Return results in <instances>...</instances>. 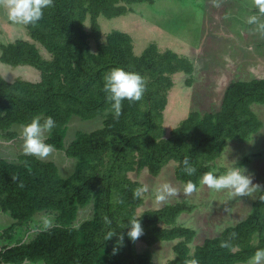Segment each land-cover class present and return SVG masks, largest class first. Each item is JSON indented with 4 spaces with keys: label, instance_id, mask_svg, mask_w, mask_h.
<instances>
[{
    "label": "trees",
    "instance_id": "1",
    "mask_svg": "<svg viewBox=\"0 0 264 264\" xmlns=\"http://www.w3.org/2000/svg\"><path fill=\"white\" fill-rule=\"evenodd\" d=\"M156 0H53L36 25H27L28 38L0 43L1 62L13 67L29 65L41 72L40 81L17 78L6 80L0 74V133L17 138L15 126L48 116L56 127L45 143L65 150L75 158L68 177L59 173L53 161L23 154L20 162L0 158V207L15 222L4 235L13 238L15 227L29 222L41 211H55L56 224L39 231L27 242L12 246L0 244V262L22 264L28 260L45 264H156L151 249L139 251L138 241L152 246L178 240L175 256L165 264H239L250 261L257 249H264V190L251 204L243 220L226 226L220 235L190 243L196 230L178 222L192 206L187 201L166 203L159 208L138 209L144 197L139 175L158 176L175 161V176L180 182L192 181L209 171L222 156L228 140L245 141L258 133L264 121L253 109L264 105V78L238 79L226 87L220 108L204 112L192 109L177 126L166 131L164 111L178 73L191 75L195 67L187 57L171 49L162 50L149 43L139 54L134 51L131 34L120 29L105 38L100 17L113 19L134 11V4H154ZM95 42V50L92 47ZM41 47L49 54L44 57ZM114 67L140 73L145 80L141 100L122 101L115 118L103 91V76ZM84 120L103 118V125L90 132H77L66 147L68 123L73 116ZM188 157L196 171H183ZM119 201V202H117ZM93 203V216L75 226L80 208ZM112 220L106 226L104 217ZM139 217L143 233L132 241L127 236L129 218ZM124 234L104 240L109 230ZM259 237L254 242V237ZM113 249H117L115 252Z\"/></svg>",
    "mask_w": 264,
    "mask_h": 264
},
{
    "label": "rangeland",
    "instance_id": "2",
    "mask_svg": "<svg viewBox=\"0 0 264 264\" xmlns=\"http://www.w3.org/2000/svg\"><path fill=\"white\" fill-rule=\"evenodd\" d=\"M133 7L134 11L125 16L113 19L100 17L104 38L109 31L120 29L132 35L135 53L139 54L149 43L155 42L162 50L171 49L187 57L195 67L190 85L187 79L191 75L181 72L174 76L175 84L170 90L169 104L164 111L166 131L177 126L192 109L202 113L218 110L230 82L264 78V14L259 13L254 0H156L152 5L138 3ZM253 16L256 20L250 23ZM18 38H28L26 26L12 23L8 19L7 9L0 4V43L13 42ZM92 47L95 50L94 41ZM41 52L44 57L50 58V54L42 47ZM0 74L8 81L17 78L33 82L41 80V72L34 67H13L1 60ZM253 109L264 121V105H254ZM102 125L103 118L100 116L90 120L73 116L68 123L66 147L77 132H90ZM13 129L19 133L15 139L0 133V141L4 142L0 146V158L20 162V156L25 154L23 128L15 126ZM47 135L46 132L45 137ZM39 159L55 162L63 177L73 172L76 161L67 156L65 150L55 148ZM233 159L253 177L256 186L249 195L231 196L227 190L216 191L201 184L197 190L186 194L185 184L175 176L177 163L171 161L156 177L148 174L147 169L139 175L130 173L132 178L140 179L143 183L142 195L145 200L138 212L156 209L166 203L187 201L192 210L183 213L178 222L196 230V236L190 243L193 251L195 245L201 244L205 238L220 235L226 226L243 220L258 193L264 190V127L248 140H228L222 156L213 163L214 170L221 174L226 167L231 166ZM165 183L176 188L177 192L167 195L163 201H157L158 190ZM56 216L55 211L37 212L30 222L16 228L13 234L16 239L5 235L0 241L9 244L18 240L29 241L39 231L45 230L42 228L43 217L51 218L52 227L57 222ZM92 216L93 203H90L79 209L74 225L78 226ZM258 239L255 235L254 242H258ZM177 241L159 242L152 246L138 241L137 247L139 251L151 249L156 264H165L175 256L173 245ZM37 264L45 263L41 261ZM239 264H250V261Z\"/></svg>",
    "mask_w": 264,
    "mask_h": 264
},
{
    "label": "clouds",
    "instance_id": "3",
    "mask_svg": "<svg viewBox=\"0 0 264 264\" xmlns=\"http://www.w3.org/2000/svg\"><path fill=\"white\" fill-rule=\"evenodd\" d=\"M259 13L264 14V0H254ZM7 9L8 19L17 25L27 26L36 25L43 17L44 10L53 4V0H0ZM256 20L253 16L249 22ZM264 27V25H262ZM104 84L103 91L106 93V99L110 102V108L115 118H119L122 111V101L127 99L129 102L141 100L145 91L144 77L134 71L126 70L123 67H114L103 76ZM56 127V121L52 116H48L41 122L39 116L32 118L30 123L22 125L23 131V151L25 154L36 156L37 158L46 157L52 150V145L45 143V133H50ZM231 166L226 167L221 174H216L212 171L204 173L199 183L206 185L210 189L220 191L227 190L229 195L244 197L249 195L256 185L253 184V177L248 173L247 169L237 163L235 159ZM183 171L191 176L195 173L196 168L190 162L188 157L183 160ZM197 190V185L192 181H188L184 187L186 194H191ZM142 189H136L135 197L141 196ZM177 189L170 184L165 183L158 190L156 196L157 201H163L167 195H175ZM119 202V201H117ZM106 226L112 224V220L104 217ZM52 225V220L49 217L42 218V228L48 229ZM122 228H127V236L136 241L143 233V228L139 217L129 218L127 225L123 224ZM113 236H118L116 243L122 244L124 234L118 233L109 227V230L104 234V240L108 241ZM117 249H113L115 252ZM190 264H198V261L193 259ZM250 264H264V249H257L250 259Z\"/></svg>",
    "mask_w": 264,
    "mask_h": 264
},
{
    "label": "crops",
    "instance_id": "4",
    "mask_svg": "<svg viewBox=\"0 0 264 264\" xmlns=\"http://www.w3.org/2000/svg\"><path fill=\"white\" fill-rule=\"evenodd\" d=\"M4 142L3 141H0V146L3 144ZM15 222V220L13 219V217L11 216V214L9 213V212H5V211H3V209L0 207V239H2L5 235H4V231H5V229L6 228H8L9 226H11L13 223ZM30 222V221H29ZM5 225H9V226H5ZM24 224H22V225H18V226H23ZM5 226V227H4ZM18 226H16L15 227V229H14V231H16L17 229V227ZM14 231L12 232V234H14ZM9 237V236H8ZM16 237V236H15ZM14 236H13V239H16ZM6 239V238H5ZM11 239V238H10ZM9 240V239H8ZM31 240V239H30ZM19 241V240H18ZM18 241H15L14 243H7L6 241H4L3 243H1V241H0V244L2 245V246H4V245H8V246H12V245H14L16 242H18ZM19 242H27V241H24V240H20ZM1 263V262H0ZM24 264H28V263H33V262H30V261H28V260H26V261H24L23 262ZM22 263V264H23ZM3 264H6V263H3ZM34 264H37V263H34Z\"/></svg>",
    "mask_w": 264,
    "mask_h": 264
},
{
    "label": "flooded vegetation",
    "instance_id": "5",
    "mask_svg": "<svg viewBox=\"0 0 264 264\" xmlns=\"http://www.w3.org/2000/svg\"><path fill=\"white\" fill-rule=\"evenodd\" d=\"M264 127V126H263Z\"/></svg>",
    "mask_w": 264,
    "mask_h": 264
}]
</instances>
